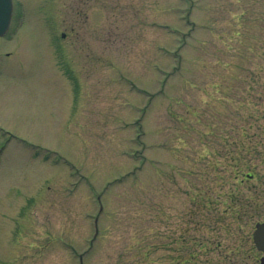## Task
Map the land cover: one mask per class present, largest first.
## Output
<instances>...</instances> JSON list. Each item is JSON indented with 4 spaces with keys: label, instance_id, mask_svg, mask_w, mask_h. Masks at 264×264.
Here are the masks:
<instances>
[{
    "label": "rangeland",
    "instance_id": "1",
    "mask_svg": "<svg viewBox=\"0 0 264 264\" xmlns=\"http://www.w3.org/2000/svg\"><path fill=\"white\" fill-rule=\"evenodd\" d=\"M261 140L264 0H14L0 264L236 263L202 198Z\"/></svg>",
    "mask_w": 264,
    "mask_h": 264
},
{
    "label": "flooded vegetation",
    "instance_id": "2",
    "mask_svg": "<svg viewBox=\"0 0 264 264\" xmlns=\"http://www.w3.org/2000/svg\"><path fill=\"white\" fill-rule=\"evenodd\" d=\"M260 147L253 158L248 157L247 168L227 170L223 174L225 181L221 186L225 190L222 199L202 198L211 219L204 225L209 228L205 231H208L211 241L207 250L219 248L222 244L218 238L221 230H227L225 234L228 238L234 239L235 235L241 238L239 249L244 255L232 249L230 254H237L238 262L226 258L224 261H229L226 264H264V248L258 247L254 240L255 230L264 225V140H261ZM211 243H214V248L210 247ZM239 256H242L240 260Z\"/></svg>",
    "mask_w": 264,
    "mask_h": 264
},
{
    "label": "water",
    "instance_id": "3",
    "mask_svg": "<svg viewBox=\"0 0 264 264\" xmlns=\"http://www.w3.org/2000/svg\"><path fill=\"white\" fill-rule=\"evenodd\" d=\"M11 0H0V33L8 27L11 14ZM255 240L260 247H264V226L255 232Z\"/></svg>",
    "mask_w": 264,
    "mask_h": 264
},
{
    "label": "bare ground",
    "instance_id": "4",
    "mask_svg": "<svg viewBox=\"0 0 264 264\" xmlns=\"http://www.w3.org/2000/svg\"><path fill=\"white\" fill-rule=\"evenodd\" d=\"M152 102V101H151ZM150 104V103H149ZM102 213V210H101V212H100V214ZM100 214H99V216H100Z\"/></svg>",
    "mask_w": 264,
    "mask_h": 264
}]
</instances>
